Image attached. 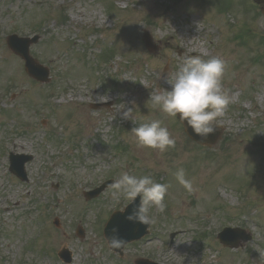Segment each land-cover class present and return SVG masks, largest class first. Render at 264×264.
<instances>
[{"label":"rangeland","instance_id":"1","mask_svg":"<svg viewBox=\"0 0 264 264\" xmlns=\"http://www.w3.org/2000/svg\"><path fill=\"white\" fill-rule=\"evenodd\" d=\"M4 1L0 264H69L56 253L62 247L71 250L72 264H135L141 257L162 264H264L261 6L250 0ZM15 32L42 36L31 53L50 68V82L29 76L8 48L6 38ZM193 54L226 61L223 87L232 102L218 120L222 137L210 147L191 140L178 117L149 99L169 87L165 80L174 79ZM103 102L111 105L91 106ZM128 108L131 119L125 120ZM155 119L176 139L163 153L140 147L131 132ZM11 151L34 156L26 164L28 181L10 172ZM179 168L193 191L176 180ZM124 171L150 175L169 188L165 211L152 209L151 234L126 245L120 257L110 251L103 223L130 201H113L112 187L90 201L84 191ZM79 224L83 238L76 233ZM228 225L247 228L253 240L225 248L217 234Z\"/></svg>","mask_w":264,"mask_h":264},{"label":"clouds","instance_id":"2","mask_svg":"<svg viewBox=\"0 0 264 264\" xmlns=\"http://www.w3.org/2000/svg\"><path fill=\"white\" fill-rule=\"evenodd\" d=\"M226 61L219 56L203 59L192 56L184 60L174 79L165 82L169 86L164 91L150 94L149 99L154 107L168 117L179 119L193 132L206 139L218 126V120L225 116L232 102L228 90L223 87ZM125 107L121 108L124 109ZM132 108L123 111L125 120L131 119ZM134 123V122H133ZM136 143L143 148L158 150L163 153L176 145L175 137L162 120L155 119L142 123L131 129ZM178 183L187 191H193V182L186 178L183 168L174 173ZM169 185L157 183L152 176L131 175L124 171L112 184V199L121 197L136 205L126 219L148 225L154 222L152 209L163 213L166 209L164 198ZM113 235L108 239L112 249H121L126 243L118 235V229H112Z\"/></svg>","mask_w":264,"mask_h":264},{"label":"water","instance_id":"3","mask_svg":"<svg viewBox=\"0 0 264 264\" xmlns=\"http://www.w3.org/2000/svg\"><path fill=\"white\" fill-rule=\"evenodd\" d=\"M258 1L264 2V0H258ZM146 39L148 40L149 38L147 37ZM11 45L14 48L17 46V50L20 53V55H22L23 57H26L29 60L30 56L28 55V53H27L26 49H24V47L22 49V46H19L15 41L11 42ZM185 126L187 127L186 122H185ZM214 127H215V125H214ZM187 131L192 137H194L195 139H197L199 141H202L201 137L199 135L195 134L190 127H187ZM211 134H213V133H211ZM211 134H209V135H211ZM218 135H220V133H218ZM218 135L216 137L214 136L210 140H208L207 144L215 143L217 141V139L219 138ZM220 238L225 244L231 245L234 247V246H238L240 240L247 241L250 238V236H248L246 233H244L241 230L226 229L220 235ZM139 264H155V263H152L149 261H139Z\"/></svg>","mask_w":264,"mask_h":264}]
</instances>
